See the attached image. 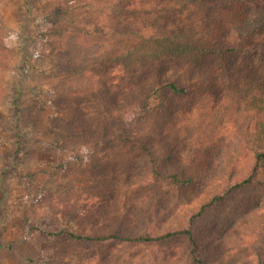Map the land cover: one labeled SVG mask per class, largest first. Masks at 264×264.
I'll use <instances>...</instances> for the list:
<instances>
[{
  "label": "trees",
  "instance_id": "trees-1",
  "mask_svg": "<svg viewBox=\"0 0 264 264\" xmlns=\"http://www.w3.org/2000/svg\"><path fill=\"white\" fill-rule=\"evenodd\" d=\"M85 8L95 14L87 26ZM50 9L41 37L44 54L63 61L52 84L58 137L85 161L117 147L145 152L140 198L154 205L137 223L126 193L108 221L96 219L103 202L91 207L95 222L55 234L78 248L64 264H172L175 255L155 249L181 244L182 264H232L247 237L256 241L249 263L264 264V0H60ZM116 39L130 44L107 54ZM175 100L184 108L170 119ZM171 190L178 200L161 202ZM235 199L240 223L204 235L201 225ZM126 248L148 255L115 256Z\"/></svg>",
  "mask_w": 264,
  "mask_h": 264
},
{
  "label": "rangeland",
  "instance_id": "rangeland-1",
  "mask_svg": "<svg viewBox=\"0 0 264 264\" xmlns=\"http://www.w3.org/2000/svg\"><path fill=\"white\" fill-rule=\"evenodd\" d=\"M59 1L0 3V264H64L63 259L74 256L78 248L55 234L62 228L95 222L90 208L98 207L100 202L103 210L96 219H112L123 193L130 197L128 213L136 223L141 210L150 206L146 208L149 213L154 206L140 198L146 191L142 184L150 175L145 152L117 147L104 157L85 161L76 157L78 151L73 153L75 147L69 149L58 137L54 107L58 99L52 84L63 61L56 54H44L46 44L41 33L48 29L43 17ZM90 10L85 8L80 13L84 26L95 20ZM59 42L70 44L72 40ZM129 44L127 39H116L105 52L123 51ZM180 102L170 104V119L182 113L185 102ZM225 133L229 136L228 129ZM96 179L104 180V186L98 188ZM201 191L199 185L186 190L183 201H192ZM160 196L164 203L178 200L177 192L172 190L162 191ZM251 202H257L255 196ZM240 205L236 199L226 203L209 216L200 231L208 235L216 226L217 231L222 226L220 221L234 229L242 220L241 214L234 217ZM255 243L247 237L230 262L250 264ZM182 247L155 250L160 255H175L172 264H176L182 260ZM115 252L124 261L148 255L134 248Z\"/></svg>",
  "mask_w": 264,
  "mask_h": 264
}]
</instances>
